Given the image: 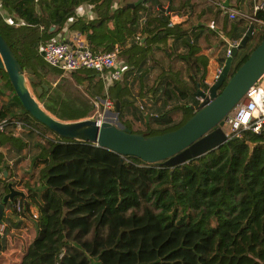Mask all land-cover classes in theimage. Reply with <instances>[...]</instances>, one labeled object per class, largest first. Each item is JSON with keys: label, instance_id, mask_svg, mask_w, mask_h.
Masks as SVG:
<instances>
[{"label": "trees", "instance_id": "16d2710c", "mask_svg": "<svg viewBox=\"0 0 264 264\" xmlns=\"http://www.w3.org/2000/svg\"><path fill=\"white\" fill-rule=\"evenodd\" d=\"M134 1L0 0V34L23 68L34 71L33 89L46 85L35 95L53 116L67 121L90 118L95 98L110 99L114 107L115 100L119 102L120 120L127 114L143 117V132L123 121V128L131 132L150 136L174 130L196 111L197 87L209 86L208 59L198 54L202 42L223 34L239 43L253 25L252 35L231 58L220 92L264 37V26L248 20L243 33L236 34L246 21L238 17L228 24L225 16L219 33L204 25L183 29L185 21L170 24L174 13H194L195 0L171 3L168 11L161 0H144L130 8L127 4ZM82 4L91 6L93 19L76 15ZM4 11L10 21L4 19ZM257 16L264 19L262 11ZM70 19L74 20L69 28L83 33L93 50L110 51L114 44L121 48L127 43L126 51L136 49L139 57L124 63V75L139 73L132 76L138 81V95L148 98L155 115L136 106L125 77L107 88L92 70L72 71L71 79L62 76L54 83L44 79L46 66L52 73L60 70L45 62L37 47L52 40ZM169 38L172 43L165 45ZM151 48L162 50L168 61L149 54L154 63L143 69V56ZM225 59L219 58L220 66ZM0 84V96L7 97L0 107V122H6L0 145L9 144L17 156L10 164L0 149V203L9 183L25 189L24 197L13 196L4 203L9 212L1 216L2 239L13 228L31 223L35 228L17 264H264V123L257 133L244 130L240 137L170 167L59 137L22 107L3 70ZM176 112L180 119L175 122ZM17 122L22 133L15 130ZM29 139L36 151L28 157L22 149Z\"/></svg>", "mask_w": 264, "mask_h": 264}, {"label": "water", "instance_id": "95a60500", "mask_svg": "<svg viewBox=\"0 0 264 264\" xmlns=\"http://www.w3.org/2000/svg\"><path fill=\"white\" fill-rule=\"evenodd\" d=\"M143 1L136 0L127 5L133 8ZM223 5L227 7L228 0H225ZM168 9L169 6L166 7L167 11ZM252 33L253 25H249L239 44L232 49V54L226 57L215 81L205 90L197 87L195 97L199 99V103L194 114L180 127L150 136L131 132L129 129L123 128L121 124H115L107 118L67 121L53 116L42 106L35 95H40L43 88H47L46 85L39 84L34 87V92L32 91L31 83L36 82L34 71L32 69L24 70L1 34L0 70L6 72L22 107L34 119L47 126L59 137L89 142L121 156H134L147 163H162L173 167L229 142L230 139L223 129L227 116L244 98L246 91L257 84L264 74V37L252 50L249 57L228 78L221 91L218 90L227 77L232 56L238 47L246 44ZM106 113L116 116L119 114L118 100H115V112L106 111ZM145 116L148 117V115ZM8 187L9 192L3 196L0 203V224L2 223L1 216L4 213V203L11 200L13 196H25L22 191L14 189L11 183Z\"/></svg>", "mask_w": 264, "mask_h": 264}, {"label": "built area", "instance_id": "2783aa9c", "mask_svg": "<svg viewBox=\"0 0 264 264\" xmlns=\"http://www.w3.org/2000/svg\"><path fill=\"white\" fill-rule=\"evenodd\" d=\"M259 11L264 13V1L253 2L251 15L231 10L229 18L233 19L239 16L264 26V19L257 16ZM238 44L237 40L230 39L226 41L225 56L231 55L232 49ZM37 51L45 62L58 68L63 73H71L80 69L92 70L103 83L111 82V84L113 81H120L124 78L123 68L118 60L121 51L120 45L114 44L110 51L93 50L85 35L79 31L74 33L68 41L52 39L39 43ZM220 70L221 67L217 69L213 82ZM111 103L110 99L106 100L107 106L111 105ZM263 123L264 89L255 84L246 91L244 98L235 106L233 112L229 113L224 124L227 128L223 129L226 136L230 139L232 137H240L244 130L257 133ZM5 124V120L0 122V131L4 130ZM15 129L18 133L23 131L19 122H17ZM35 212H33V217L37 216Z\"/></svg>", "mask_w": 264, "mask_h": 264}, {"label": "crops", "instance_id": "0c3cea01", "mask_svg": "<svg viewBox=\"0 0 264 264\" xmlns=\"http://www.w3.org/2000/svg\"><path fill=\"white\" fill-rule=\"evenodd\" d=\"M163 3V7L166 8L167 6H170L171 3H173V5H177L179 4L180 0H161ZM202 1L205 2H209L212 5V10H206V7H202ZM225 0H195V3H198V6L195 8L194 13H186V14H172L170 21L173 23H180L185 21V24H183V29H188L187 27H189V25H204L208 28H210L211 30H213L216 33H219V30H221L223 28V23H224V18L225 16L228 17V24H231V22L233 21V19H229V13L231 10H235V11H239L242 13H245L246 15H251L252 14V5H250L248 0H228V6L225 7L224 4ZM201 2V3H200ZM256 2V1H254ZM239 6H238V5ZM252 4H253V0H252ZM2 12V11H1ZM77 16L80 17H84L85 19H93L94 18V13L92 12L91 6L87 5V4H82L81 6H79L76 11H75ZM138 13L141 14V11H139ZM3 17L5 20L10 21L8 14L4 11V13H2ZM243 19L242 17H239ZM143 19L140 18L139 21L141 22V20ZM237 19V17H236ZM74 19H70L65 27L62 29V31H60L58 34H56L55 36H53L54 40H60V41H68L71 36L78 32L79 30L77 28H69L71 22ZM190 20V22L192 24H187L186 21ZM246 20V19H245ZM248 23V21H244V23L240 24L238 26V29L236 31L237 33L242 34V27ZM109 27H112L111 22L108 23ZM221 35V34H220ZM222 39V46H219L218 43H213V45H211L212 50H210V48L205 49L203 47V45L201 44V48L198 52V54L200 55H204L207 57V65H206V74H205V82L208 83L209 85L213 82V78L214 75L217 71V69L220 67L219 64V58H221L222 56L225 55V41H229V38L223 37L221 36ZM145 38L142 37L140 39L141 43H144ZM173 39L169 38L167 40V42L165 43V45H170L172 43ZM130 43L125 44L124 46L121 47V53H120V60L119 63H133V61L135 60V57H139L136 53V49H132L131 51H126L129 48ZM161 45H163V43H161ZM182 48L181 46H179L178 51H181ZM149 54H152V56L156 57L157 59H162L164 63H166L168 60L166 59V57L164 56V53L162 50H155L154 48H151L150 51H148L145 56H143L145 58V64L143 65V69H150L149 68V63H152V59L150 61L149 58ZM137 63H140L139 61ZM154 63V62H153ZM127 68V67H126ZM156 69H152L151 73H150V78L152 77V75L155 73ZM132 74V76L135 75H139L134 72L129 73L127 77L126 74L123 76L125 77V79H129L130 75ZM131 76V77H132ZM139 86V85H138ZM137 86V87H138ZM152 94V93H151ZM2 99V102L6 100V97L3 96L2 98L0 97V100ZM0 106H1V101H0ZM11 127L8 128V130H10ZM16 130V129H15ZM16 132L18 133V131L16 130ZM22 133V132H21ZM29 144L26 145V147H24L22 149V154H25L26 151H28V157L30 156V147L32 146L33 143H31V140H28ZM0 149L3 151L4 154V159L6 158L7 162L12 164V162L14 161V159L17 157L15 154L16 149H14L13 147H11L9 144H1L0 145ZM36 151V149H35ZM7 153V154H6ZM26 162L28 161L27 159L25 160ZM25 161H22L21 164ZM26 164V163H25ZM5 173V172H4ZM15 173H20L19 170H15ZM6 175V173H5ZM34 210V209H33ZM9 210L5 209V214L6 216L8 215ZM24 221V224H27ZM19 262V261H18ZM17 262V263H18ZM15 262V264H17Z\"/></svg>", "mask_w": 264, "mask_h": 264}, {"label": "rangeland", "instance_id": "374dc122", "mask_svg": "<svg viewBox=\"0 0 264 264\" xmlns=\"http://www.w3.org/2000/svg\"><path fill=\"white\" fill-rule=\"evenodd\" d=\"M255 1L258 2V1H264V0H255ZM208 4L211 5V3H209V2L204 3L202 1L203 7H206ZM212 8H213L212 6H209V10H212ZM222 35L219 34V37H218V35H214V36L211 35L209 42H207V43L202 42L203 47L205 49L210 48V50H212L211 45H213V43H218L219 46H222V40H221ZM223 37H226V35L225 36L223 35ZM229 38H231V37H229ZM223 40H224V43L226 45L225 39H223ZM225 50H226V47H225ZM118 60H120V55H119ZM119 64L122 66L123 69L122 68L121 69L124 72L126 69V66L124 65V63H119ZM220 67H222V66H220ZM46 68H47V70H46V72H45L46 74L44 76V79L46 81H50V82L54 83L59 77H62V76L69 77V79H71L70 73H63L61 70L58 71V73L57 72L52 73L50 70H48V68H49L48 66H46ZM127 76H128V74H127ZM131 76H132V74L130 75L129 79H125V80L127 81V83L130 86V91L133 93V97L136 98V102H135L136 106L137 107L143 106L144 109L141 111L149 112L150 114H152V116L155 115L156 112L154 109H153V111L149 110L150 109V101L148 100V98L139 97V95H138L139 90L137 87L138 81H136V79H134V77H131ZM104 85H105V88H107L109 85H111V82L104 83ZM257 85L261 86L264 89V74L258 80ZM0 86H1V84H0ZM31 88H32V91L34 92V89L32 86H31ZM78 88L80 89V87H78ZM3 91H5V89ZM5 93H6V91H5ZM3 96H0V97L2 98ZM106 100L107 99L95 98L94 111H93L92 116H90V118H95V119H99V120L107 118L115 124H119V125L121 124L123 127H124L123 121H127V123L131 124L132 130H135L138 132H143L146 130V125L144 123L143 117H141L139 114H138V116L140 117L139 119H134L131 114H127L122 118V120H120L118 118V115L116 116L114 114H107L106 111H109L112 113L115 112V107L113 106L112 103H111V105L107 106ZM0 101H1V105H2V103H3L2 99ZM232 112H233V110L230 112V114ZM172 119L175 122L178 121L180 119L179 112L174 113L172 115ZM151 120H152V118H151ZM152 126H155V125H152ZM223 128H227L226 125H224ZM32 136H33V139H35V141L41 140L40 137H38L36 135H32ZM29 152L31 154H33L35 152V149L31 146ZM25 162H23L21 165L23 166V164ZM14 180L19 181L20 179L16 178ZM13 188L20 190L25 194V189L22 188V185H16V186H13ZM4 211H5V209H4ZM1 227H0V232H1V239H2V237H3L2 228L3 227L2 228ZM13 229H14L13 232L7 233V235L4 236V238L2 240L0 239V244L2 242V249L0 250V264H15V262L17 263L19 261L20 255L23 252L24 248L31 241V239L33 238V236L35 234L34 223L28 224L27 226H23L20 230H17L16 228H13Z\"/></svg>", "mask_w": 264, "mask_h": 264}]
</instances>
